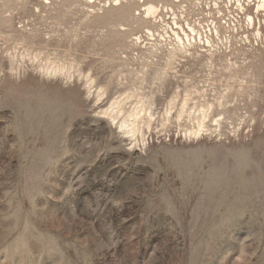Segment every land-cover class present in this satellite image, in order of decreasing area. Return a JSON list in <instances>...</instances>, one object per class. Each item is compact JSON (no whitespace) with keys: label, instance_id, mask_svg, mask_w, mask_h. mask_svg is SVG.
I'll list each match as a JSON object with an SVG mask.
<instances>
[{"label":"rangeland","instance_id":"obj_1","mask_svg":"<svg viewBox=\"0 0 264 264\" xmlns=\"http://www.w3.org/2000/svg\"><path fill=\"white\" fill-rule=\"evenodd\" d=\"M141 13L0 0V264H264V41L145 74Z\"/></svg>","mask_w":264,"mask_h":264},{"label":"built area","instance_id":"obj_2","mask_svg":"<svg viewBox=\"0 0 264 264\" xmlns=\"http://www.w3.org/2000/svg\"><path fill=\"white\" fill-rule=\"evenodd\" d=\"M131 1L144 16L146 5L154 6L149 26L129 39L122 56L145 74L179 71L174 75L186 79L181 67L190 72L200 60L264 41V0Z\"/></svg>","mask_w":264,"mask_h":264},{"label":"bare ground","instance_id":"obj_3","mask_svg":"<svg viewBox=\"0 0 264 264\" xmlns=\"http://www.w3.org/2000/svg\"><path fill=\"white\" fill-rule=\"evenodd\" d=\"M149 4V3H148ZM146 5V8H145V17L147 16H150L152 13H153V10H154V6L153 4L151 3L150 5ZM61 73V69L59 68H55L53 70V73ZM87 82V81H86ZM87 87H88V92H89V84H86ZM98 95V94H97ZM122 99V98H121ZM118 102V100H113L107 107L105 108H100L99 111L97 113H100L102 114L103 116H107L112 122H117V127L124 133H133L132 129L128 128V119L127 118H123V119H120L118 118V114L116 113L117 111L115 110V105L116 103ZM119 104V103H118ZM117 106V105H116ZM198 133H200V131H202V126H199L198 128ZM192 133H195V131H192V130H188V132L186 134H184V137H188L190 136ZM197 133V132H196ZM133 135V134H132ZM142 145V144H141Z\"/></svg>","mask_w":264,"mask_h":264}]
</instances>
